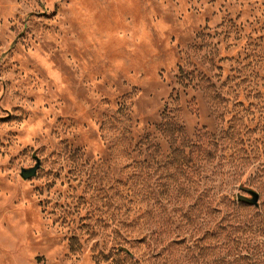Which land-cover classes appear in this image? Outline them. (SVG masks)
I'll use <instances>...</instances> for the list:
<instances>
[{
    "label": "rangeland",
    "instance_id": "rangeland-1",
    "mask_svg": "<svg viewBox=\"0 0 264 264\" xmlns=\"http://www.w3.org/2000/svg\"><path fill=\"white\" fill-rule=\"evenodd\" d=\"M0 264H264V0H0Z\"/></svg>",
    "mask_w": 264,
    "mask_h": 264
},
{
    "label": "water",
    "instance_id": "water-1",
    "mask_svg": "<svg viewBox=\"0 0 264 264\" xmlns=\"http://www.w3.org/2000/svg\"><path fill=\"white\" fill-rule=\"evenodd\" d=\"M38 169H39V164H37L32 168L23 169L21 173L22 177L25 179L32 178L36 175ZM249 195L250 196H246L242 194L238 195L239 202L257 206L259 204V198H260L259 194L256 191L249 190Z\"/></svg>",
    "mask_w": 264,
    "mask_h": 264
},
{
    "label": "trees",
    "instance_id": "trees-1",
    "mask_svg": "<svg viewBox=\"0 0 264 264\" xmlns=\"http://www.w3.org/2000/svg\"><path fill=\"white\" fill-rule=\"evenodd\" d=\"M237 229H241V228H236L235 229L236 232H239V230H237ZM233 233L234 232H232V230L228 231L225 228H221V229H219V231H216V234H214V236H215L216 239L219 238V237H224V239L227 240V239H229L232 236Z\"/></svg>",
    "mask_w": 264,
    "mask_h": 264
}]
</instances>
